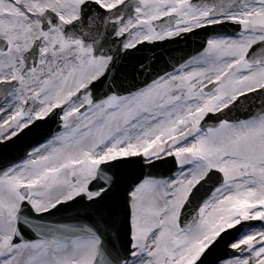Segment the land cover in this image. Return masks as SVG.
Returning <instances> with one entry per match:
<instances>
[{
	"label": "snow or ice",
	"instance_id": "1",
	"mask_svg": "<svg viewBox=\"0 0 264 264\" xmlns=\"http://www.w3.org/2000/svg\"><path fill=\"white\" fill-rule=\"evenodd\" d=\"M0 264H264V0H0Z\"/></svg>",
	"mask_w": 264,
	"mask_h": 264
}]
</instances>
